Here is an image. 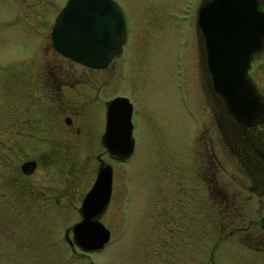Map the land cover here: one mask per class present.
Masks as SVG:
<instances>
[{"label":"rangeland","instance_id":"374dc122","mask_svg":"<svg viewBox=\"0 0 264 264\" xmlns=\"http://www.w3.org/2000/svg\"><path fill=\"white\" fill-rule=\"evenodd\" d=\"M66 1L0 0V264H264V253L249 249L253 243L227 236L235 228L222 230L216 200L204 197V186L231 185L257 165L244 161L227 124L216 122L191 21L200 0H113L131 18L132 49L98 73L51 48ZM184 37L186 59L176 63ZM257 66L252 80L264 96V60ZM46 73L63 86L62 107L50 100ZM33 94L47 99L41 112ZM119 96L134 108L135 150L126 164L98 141L103 103ZM27 162L35 163L32 176L21 170ZM101 166L113 171L110 203L97 219L111 245L82 254L68 247L70 229ZM258 202L245 205L248 220L263 215H255Z\"/></svg>","mask_w":264,"mask_h":264},{"label":"water","instance_id":"95a60500","mask_svg":"<svg viewBox=\"0 0 264 264\" xmlns=\"http://www.w3.org/2000/svg\"><path fill=\"white\" fill-rule=\"evenodd\" d=\"M197 25L206 42L214 92L235 122L252 126L264 117V105L245 72L249 56L264 38V14L250 2L217 0L199 10ZM125 39L123 13L112 0H68L50 36L57 54L92 70L105 69ZM131 112L126 99H115L107 107L103 146L112 158H128L133 152ZM110 191L111 169L105 167L82 203V222L72 228L74 244L85 252L101 251L108 243L109 233L94 219L105 210Z\"/></svg>","mask_w":264,"mask_h":264},{"label":"flooded vegetation","instance_id":"af4514ba","mask_svg":"<svg viewBox=\"0 0 264 264\" xmlns=\"http://www.w3.org/2000/svg\"><path fill=\"white\" fill-rule=\"evenodd\" d=\"M214 1L216 0H200V3L198 4V6H196V8H194V12L192 14L193 16H192L191 21H193L194 28L197 33V39H198V49H199L198 60L200 64H202L204 67V73L202 74L206 82V85L208 86L207 89L210 95L212 96V98L215 99L214 101L216 102V105L218 107V113H220V115L218 116V120L216 121L218 123V127L219 128L222 127L223 122H225V124H227V127L229 128V134H232L237 140L236 142H234V146L237 147L238 150L240 149L241 152H243L245 155L244 161H246L247 164L256 163L257 166L256 168H252L255 172L251 174L250 172L243 173L242 175L240 174L242 177L239 176V178H237V180H235V182L232 183L231 185L218 186V184H215L214 185L216 186L215 189L213 190L209 188V191H208V187L204 186L205 188L204 190L206 193L204 197H208L210 193V196H212L216 200L217 205L215 207H216L217 215H219V219L222 224L221 229L223 230L227 223H231L232 225L231 227L235 228V232L231 231L228 233L227 236L229 238L236 237L239 240V242L241 239L242 241L241 243L243 245H247V247H250L251 246L250 244L253 243L252 245L255 248L250 247L249 249L251 250L254 249L257 253L260 254V253H264V213H263L264 210L262 208L263 207L262 205H264L263 203L264 183L262 182L264 181V117H261L250 127H246L243 124L235 122L228 115L224 107L223 101L218 96H216L213 92V88L211 85L210 76H209V72L207 68L208 57L206 54L205 41H204V38L201 32L197 28L196 24H197V12L199 11V9L207 4L213 3ZM246 1L253 3L257 12L264 13V0H246ZM124 16H125L126 26H127L126 43L123 44L119 48V51H120L119 54L111 55V62L109 63V66L105 70L92 71V72L98 73V72H104V71L111 69L112 66L119 61V59L124 58L126 53L131 51L132 47L130 43L133 40L131 26L133 25H132L131 18L129 19L128 14L126 13L125 10H124ZM183 39H184L183 43L181 44L177 43L176 45L177 50L174 53V59H175L174 61L176 63L177 62L184 63V60L186 59L187 38L184 37ZM258 60H264V39H262L261 41L259 50L251 54L248 60L249 70L247 72V77H246L248 82L254 88L256 94L259 96L261 102L264 104L263 93L261 89H259V87L252 80V76L253 75L255 76L259 72L258 66H257ZM56 81H57L56 76H54L53 73H50V74L46 73L45 75L46 85L45 86H48V84H50L51 89L48 88V90H50L51 93L53 94L50 100L58 103V102H61L60 89H62L63 86L57 85ZM42 89L45 90V88H42ZM46 100L47 99L42 98V100L37 101L36 96H34L33 94V107L35 109V112H41L43 110V104L46 102ZM110 101L103 103L105 107V111H104V116H103V125L101 129L102 132L98 136L99 138L98 141H100V144H101V139L104 134L105 125H106V108ZM53 102H49V103H53ZM58 104L61 105V107L63 106V104L61 103H58ZM63 123L65 127H69L72 124V120L71 118L67 117L64 119ZM77 133L79 135L80 131H77ZM120 163L123 164L125 162H120ZM103 167L105 166H101L100 169ZM35 169H36V166L34 162H27V163H24L21 170L24 172L28 171L27 174L25 175L32 176ZM252 177H256L259 182L249 184V180H251ZM112 183H113V171H112ZM186 192L189 193V191H186ZM212 192L215 193L216 198L214 197V195L211 194ZM111 194H112V186H111L109 202L105 210L97 218L94 219V222L97 221V219L100 218L105 213V211L108 209L110 199H111ZM254 197L259 200L258 204L260 205L259 210L255 212V215H262L263 213V215L259 217L258 221L248 220V218H246L245 216V205L249 204ZM82 202L83 200L81 201L80 209L78 210V215L81 219H82V216H81ZM234 218H236L239 221L237 222V224H235V220H232ZM243 222H247L248 225L244 227V225H242ZM235 225H241V226H235ZM243 234H246V235H243ZM110 238H111V234H110ZM110 245H111V242L109 241L108 245L104 249L106 250ZM73 247L75 250H80L76 246H73ZM82 254H85V253L82 252Z\"/></svg>","mask_w":264,"mask_h":264}]
</instances>
